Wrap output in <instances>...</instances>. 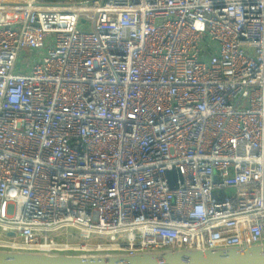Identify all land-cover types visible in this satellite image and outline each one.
I'll return each instance as SVG.
<instances>
[{
    "label": "built area",
    "instance_id": "1",
    "mask_svg": "<svg viewBox=\"0 0 264 264\" xmlns=\"http://www.w3.org/2000/svg\"><path fill=\"white\" fill-rule=\"evenodd\" d=\"M11 15L0 247L264 243V0H25Z\"/></svg>",
    "mask_w": 264,
    "mask_h": 264
},
{
    "label": "water",
    "instance_id": "2",
    "mask_svg": "<svg viewBox=\"0 0 264 264\" xmlns=\"http://www.w3.org/2000/svg\"><path fill=\"white\" fill-rule=\"evenodd\" d=\"M171 186H176V182ZM0 264H264V243L246 244L241 250L137 251L132 255L122 250L83 252L0 247Z\"/></svg>",
    "mask_w": 264,
    "mask_h": 264
},
{
    "label": "crops",
    "instance_id": "3",
    "mask_svg": "<svg viewBox=\"0 0 264 264\" xmlns=\"http://www.w3.org/2000/svg\"><path fill=\"white\" fill-rule=\"evenodd\" d=\"M81 2H89L90 0H80ZM25 4V0H0V23L7 22L11 19L13 12H16V7ZM11 15V16H10Z\"/></svg>",
    "mask_w": 264,
    "mask_h": 264
},
{
    "label": "rangeland",
    "instance_id": "4",
    "mask_svg": "<svg viewBox=\"0 0 264 264\" xmlns=\"http://www.w3.org/2000/svg\"><path fill=\"white\" fill-rule=\"evenodd\" d=\"M50 3L49 0H39V4ZM54 4H64L65 0H54Z\"/></svg>",
    "mask_w": 264,
    "mask_h": 264
}]
</instances>
